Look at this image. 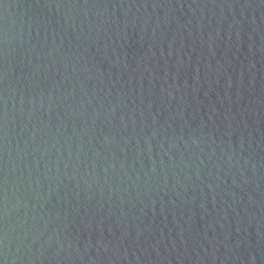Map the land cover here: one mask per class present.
Returning <instances> with one entry per match:
<instances>
[{
	"label": "water",
	"instance_id": "water-1",
	"mask_svg": "<svg viewBox=\"0 0 264 264\" xmlns=\"http://www.w3.org/2000/svg\"><path fill=\"white\" fill-rule=\"evenodd\" d=\"M0 264H264V0H0Z\"/></svg>",
	"mask_w": 264,
	"mask_h": 264
}]
</instances>
